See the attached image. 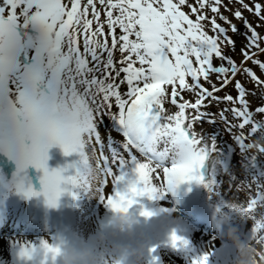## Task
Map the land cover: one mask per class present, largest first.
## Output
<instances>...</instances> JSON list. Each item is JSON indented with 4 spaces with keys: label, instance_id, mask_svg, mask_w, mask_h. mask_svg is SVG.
Instances as JSON below:
<instances>
[{
    "label": "snow or ice",
    "instance_id": "obj_1",
    "mask_svg": "<svg viewBox=\"0 0 264 264\" xmlns=\"http://www.w3.org/2000/svg\"><path fill=\"white\" fill-rule=\"evenodd\" d=\"M237 2L264 22V4ZM222 7V0H0V152L16 162L17 190L27 197L42 195L48 207L56 208L61 196L73 195L70 189L75 187L95 191L114 212H127L145 197L164 201L179 185L196 183L210 198L220 199L217 213L231 210L232 219H240L239 209L251 216L245 239L264 244L262 161L247 155L256 144L245 143L243 131H234L248 126V136L260 133L264 138V122L255 116L264 114V106L252 109L248 97L255 92L235 80L245 75L264 96V80L245 66L250 61L264 71V62L257 58L264 53V36L236 10L235 18L246 29L239 33L222 15ZM217 18L229 24L232 33L245 36L240 65L225 52L228 46L235 50V42ZM234 80L235 97L215 95ZM184 92L195 101L186 100ZM169 96L174 112L165 108ZM213 103L230 105L218 115L242 157L245 180L238 191H248L243 204L226 201L217 178L226 174L230 182L237 180L231 163L235 149L225 151L217 134L206 137L195 130L198 124L216 123L217 114L206 111ZM228 113L237 123L229 122ZM104 117L110 121L108 130L124 137L119 146L109 137L110 156L98 130ZM57 146L65 156L79 155L78 164L68 166L76 169L75 175H66L68 167L49 169V149ZM258 151L264 154V146ZM30 166L43 172L41 192L34 191L27 177ZM109 183L111 193L106 195ZM121 184L126 185L123 191L116 187ZM140 206V216L154 215ZM240 221L245 226L248 222ZM169 240L174 249H189V241L175 231ZM39 248L43 264H55L59 248L47 241ZM35 251L32 244L20 246L22 264ZM151 254L152 264H158L156 248ZM211 255L192 264H209Z\"/></svg>",
    "mask_w": 264,
    "mask_h": 264
},
{
    "label": "clouds",
    "instance_id": "obj_2",
    "mask_svg": "<svg viewBox=\"0 0 264 264\" xmlns=\"http://www.w3.org/2000/svg\"><path fill=\"white\" fill-rule=\"evenodd\" d=\"M255 147L261 146L256 144ZM14 186L16 188V185ZM175 211V208L170 209L166 216L172 217ZM237 212L242 221L253 219L239 209ZM143 218L146 224L152 217ZM231 219V210L214 212L218 238L230 242L238 250V258L234 264H264V244L247 242L238 228L228 227L224 230ZM141 227V217L132 211H112L107 223L91 241L85 242L74 236L58 235L51 243L59 248L55 264L57 260L59 264H148V249L151 242L140 231ZM121 238L124 242H121ZM43 259V251L37 247V251L26 264H43Z\"/></svg>",
    "mask_w": 264,
    "mask_h": 264
},
{
    "label": "rangeland",
    "instance_id": "obj_3",
    "mask_svg": "<svg viewBox=\"0 0 264 264\" xmlns=\"http://www.w3.org/2000/svg\"><path fill=\"white\" fill-rule=\"evenodd\" d=\"M223 1L229 3L227 0H223ZM229 4H230V6H235L236 5L234 2H231ZM228 48H231V46H228ZM2 243L5 244V248H4V250L2 252H0V264H14L13 253L8 250L11 247V245H12L11 241L1 240L0 244H2Z\"/></svg>",
    "mask_w": 264,
    "mask_h": 264
},
{
    "label": "bare ground",
    "instance_id": "obj_4",
    "mask_svg": "<svg viewBox=\"0 0 264 264\" xmlns=\"http://www.w3.org/2000/svg\"><path fill=\"white\" fill-rule=\"evenodd\" d=\"M97 186H98V185H96L95 183L93 184V188H94V189H95ZM90 197H91L92 199H95V191L91 192Z\"/></svg>",
    "mask_w": 264,
    "mask_h": 264
}]
</instances>
